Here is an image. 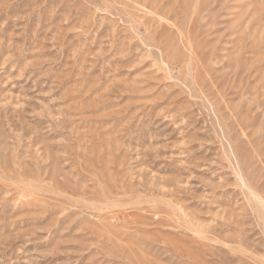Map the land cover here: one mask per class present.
<instances>
[{
    "label": "rangeland",
    "instance_id": "rangeland-1",
    "mask_svg": "<svg viewBox=\"0 0 264 264\" xmlns=\"http://www.w3.org/2000/svg\"><path fill=\"white\" fill-rule=\"evenodd\" d=\"M0 264H264V0H0Z\"/></svg>",
    "mask_w": 264,
    "mask_h": 264
}]
</instances>
